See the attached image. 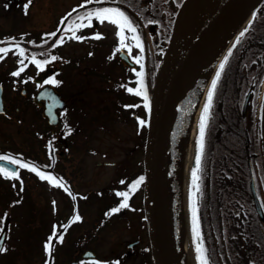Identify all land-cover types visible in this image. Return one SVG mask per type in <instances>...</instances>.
<instances>
[{"label":"flooded vegetation","instance_id":"af4514ba","mask_svg":"<svg viewBox=\"0 0 264 264\" xmlns=\"http://www.w3.org/2000/svg\"><path fill=\"white\" fill-rule=\"evenodd\" d=\"M182 1L106 0L121 7L139 26L142 47L133 44L130 54L127 49L115 51L119 43L115 25L95 18L90 26L85 22V27L77 30L78 35L86 36L85 40L64 36L62 44L51 47L54 38L44 33L58 31L61 35V17L65 21L69 16L75 18L72 10L78 15L82 8L76 6L82 0H31L26 11L27 0H0V42L8 43L3 38L12 36L36 52L39 59H47L49 53L56 56L40 71L26 61L28 66L20 76H14V70L20 67L18 56L14 50L0 53V154L31 160L42 171L62 178L71 192L30 169L0 159V164L19 169L18 177L0 173V243L6 248L0 252V264H45L46 260L50 264H94V258L115 264L125 256L141 257L142 264H154L144 180L134 190L128 185L140 176L145 178L152 83ZM104 2L83 4V8L102 6ZM93 32L103 35H89ZM28 40L37 43L28 44ZM41 40L46 43L40 44ZM255 46L259 49L253 56H258L249 59L253 65L251 70H243L246 76H258L263 70L264 41ZM131 55H140L141 62L131 59ZM141 69L149 99L147 108L142 96L126 90L127 86H137ZM50 75L61 83H44ZM41 92L50 95L41 96ZM137 117L146 123L140 124ZM258 135L261 138V119ZM119 144L125 146L124 152L115 159L110 150L116 148L118 152ZM104 166L112 167L114 172L108 185L102 184ZM121 191H129L126 206L106 215L124 199L117 194ZM74 214L81 219L70 222ZM54 224L64 235L62 242L53 238L49 254L44 243ZM60 225L66 228L59 229ZM120 227L132 228L134 237H122ZM104 240L111 243L110 256L105 258Z\"/></svg>","mask_w":264,"mask_h":264},{"label":"trees","instance_id":"16d2710c","mask_svg":"<svg viewBox=\"0 0 264 264\" xmlns=\"http://www.w3.org/2000/svg\"><path fill=\"white\" fill-rule=\"evenodd\" d=\"M250 21L252 30L241 36L228 52L217 80L207 117L199 188L193 191L209 264H264V221L259 218L250 194L245 151L247 132L249 151L254 154L251 164L257 194L264 210V143L258 149L255 134L256 98L262 72L257 77L243 73L244 69L252 68L249 59L259 49L255 43L264 41V0ZM245 50L250 52L245 54ZM249 87L252 94L242 114L243 98ZM190 186L191 176L188 188L191 227Z\"/></svg>","mask_w":264,"mask_h":264},{"label":"snow or ice","instance_id":"6c2138e0","mask_svg":"<svg viewBox=\"0 0 264 264\" xmlns=\"http://www.w3.org/2000/svg\"><path fill=\"white\" fill-rule=\"evenodd\" d=\"M30 2L31 0H27V2L25 3L24 5L25 11L27 10ZM92 3L101 5V0H82V4L76 6L78 8H82V11L78 15H75V9L72 10L75 18L69 16L67 21H65V17H61V22L63 25V33L61 35L58 36V31L44 33V35L49 39L54 38V43H52L51 45L52 48H56L57 45L62 44L64 42V36H71L78 41L85 40L86 36L78 35L77 30L85 27V22H87V25L90 26L93 23V18L99 20L101 23L108 21L113 25H115L116 28L115 34L119 38V43L116 45L115 51L127 49L131 54L133 44L137 48L142 47L141 35L140 32L138 31L139 26L121 7L111 5L107 3L105 0L102 6H89L86 9L83 8V4H92ZM65 16H68V14L66 13ZM249 23H251V21ZM58 30H59V26H58ZM23 35L24 34H21V39H23ZM89 35L99 38L103 34L100 32H93V33H89ZM241 35H243V33H241ZM3 41H8V43L0 42V45H2L0 46V53L8 54L9 50H14L13 54L18 56L17 63L20 65V67L14 70L13 72L14 76H20L24 68L28 66L26 61L34 63L37 71H40L49 63V61L56 59V56L52 55L51 53L48 54L47 59H39L38 54L36 52L29 51L28 49L23 47L21 43L16 42V37L6 36L3 38ZM27 43L35 44L37 42L34 40H28ZM39 43L44 44L46 43V41L41 40L39 41ZM231 51L232 49L229 48L228 52ZM0 59H3V56H0ZM131 59L135 60L137 63H140L142 57L140 55H131ZM227 59L228 57L225 56L222 60H220L219 62L220 66L219 68H217L216 73L213 76L211 80V84L209 85L206 93L207 99L203 105V109L199 116V122H198V134L196 136L195 165L191 168V186L189 192L190 208H191V232H192V244H194L195 246L196 260L198 261V264H209V261L206 256V250L203 246V242L201 238L200 224L197 216V205L193 197V191L199 188L198 172L200 171L201 162H202V149H203V141L205 136V129L207 126V117L209 115V109L212 102L214 90L217 84V80L220 76L221 69H223ZM26 79H33V77H26ZM137 80H138V84L136 87L127 86L126 90L130 93H136L137 95L142 96L144 106L147 108L149 107V99H148V93L145 88V83L143 80V69L140 70ZM44 83L59 85L61 81L56 79L54 75H50L47 77V80L44 81ZM40 86H41L40 83H38L37 87L39 88ZM40 95L48 96L50 95V93L41 92ZM2 111L3 108L0 107V112ZM63 114H64L63 112L60 113V115ZM137 119L139 120L140 124L146 123L145 120L139 117H137ZM68 131L71 132L72 129L69 128ZM49 148H51V143H49ZM0 159L9 161L12 165H19L22 168L30 169L31 171L36 172L42 179H47L52 183L59 184L65 187L66 190H68L69 194L71 195L70 190L67 189V185L64 184L62 178L56 177L50 171L48 172L42 171L40 166L34 164L31 160L26 161L24 158L20 156H14L9 153L0 154ZM0 173H2L5 177H18L19 169L14 167L10 168L5 166L4 164H0ZM143 180H144L143 176H140L137 179L133 180L131 184L128 185L129 190H134ZM121 183H123V181H121ZM22 185H23V181L21 180V187ZM117 194L123 197L124 199L120 201L118 206L110 208L108 210V213H106V215L118 212L121 207L126 206L125 202L129 195V191H121L118 192ZM12 203L14 204L19 203V201H13ZM5 215H7V213H5ZM2 219L3 218L0 217V220ZM79 219H81V217L78 214H74L70 218V222ZM65 228L66 225L59 226V229H65ZM63 235L64 232L58 230V226L54 224L52 233H50L48 240H46L44 243L45 252L51 254L53 238L55 237L56 240H60L62 242ZM2 239H3L2 236H0V241H2ZM3 251H6V248L4 247L3 243H0V252ZM45 264H50V262L46 260ZM94 264H109V261L106 259L94 258ZM115 264H120V262L117 260Z\"/></svg>","mask_w":264,"mask_h":264},{"label":"bare ground","instance_id":"6f19581e","mask_svg":"<svg viewBox=\"0 0 264 264\" xmlns=\"http://www.w3.org/2000/svg\"><path fill=\"white\" fill-rule=\"evenodd\" d=\"M255 4L256 0H239L227 7L214 31L198 42L196 50L185 63L167 98L160 140V185L175 264H189L187 245L182 234L185 171H181L177 164L178 147L174 139L176 129H179V122L181 124L182 120L188 123L189 115L196 116L224 50L249 18ZM199 12V6L192 3L184 15L181 34L188 29Z\"/></svg>","mask_w":264,"mask_h":264},{"label":"water","instance_id":"95a60500","mask_svg":"<svg viewBox=\"0 0 264 264\" xmlns=\"http://www.w3.org/2000/svg\"><path fill=\"white\" fill-rule=\"evenodd\" d=\"M239 0H185L178 12L174 31L167 51L160 63L151 96L149 129L144 156L145 168V209L152 242L154 264H175L164 216L162 189L160 185L161 129L167 98L182 68L202 38L212 33L227 7ZM259 0H256L258 2ZM199 6L188 29L181 34L182 18L190 5ZM246 95L243 112L248 100ZM248 147V145H247ZM250 191L259 217L264 220V211L256 194L254 175L248 155Z\"/></svg>","mask_w":264,"mask_h":264},{"label":"rangeland","instance_id":"374dc122","mask_svg":"<svg viewBox=\"0 0 264 264\" xmlns=\"http://www.w3.org/2000/svg\"><path fill=\"white\" fill-rule=\"evenodd\" d=\"M241 31L237 33V35L235 36L236 38L240 35ZM215 69H217V66ZM215 72H216V70H215ZM210 81H211V79H210ZM208 87H209V85H208ZM208 87L204 93L203 100H202L203 102L201 103L199 109H197L196 116L194 117L193 114H192V116L189 115L187 117L188 123H186L184 120L181 121V124L179 122V126H178L179 129H176L177 132L175 133V136H174V139L176 140L175 144H177V147H178L177 164H178V167L181 169V171H183V170L185 171V183H184L185 184V188H184V192H185L184 204H185V207H184V211H183L184 224H183L182 234H183L184 240H185L186 245H187L189 264H198V262L196 260L195 246H194V244H192V236H191L192 234H191L190 214H189L190 210H189V206H188V188H189V183H190L191 168L193 166V160H194V155H195V151H196V136L198 133L199 116H200L201 111L203 109V105L207 99L206 93H207ZM263 87L264 86H263V81H262L260 88H259V93L257 96V103L260 104L259 108L256 107L257 111H260L263 108V104H262V100H261L262 94L264 95V90H262ZM175 124L176 125L178 124L177 120H176ZM263 139H264V135H263ZM124 147H125L124 145L119 144L118 152H117L116 148H112L110 150L111 154H113L112 157L115 159H119V157L121 156V152H124ZM105 167H107V168H105ZM113 175H114L113 168L110 166H104L103 171H102V184L108 185V184L112 183ZM263 198H264V194H263ZM118 230L122 233L121 234L122 237H125V238L134 237L133 236L134 232H133L132 228L127 229L126 227H120ZM110 244H111L110 240H104L103 241V247H102V257L103 258H105V256H107V257L110 256V254H109ZM119 262H120V264H142V259H141V257L132 258V257L125 256Z\"/></svg>","mask_w":264,"mask_h":264}]
</instances>
